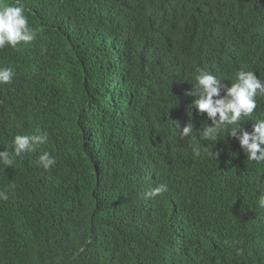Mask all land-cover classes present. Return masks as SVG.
<instances>
[{
	"label": "trees",
	"instance_id": "obj_1",
	"mask_svg": "<svg viewBox=\"0 0 264 264\" xmlns=\"http://www.w3.org/2000/svg\"><path fill=\"white\" fill-rule=\"evenodd\" d=\"M22 2L37 39L0 49V151L48 141L0 164V264H264V162L226 133L201 157L179 138L188 108L198 139L206 121L197 70L264 79V0Z\"/></svg>",
	"mask_w": 264,
	"mask_h": 264
},
{
	"label": "clouds",
	"instance_id": "obj_2",
	"mask_svg": "<svg viewBox=\"0 0 264 264\" xmlns=\"http://www.w3.org/2000/svg\"><path fill=\"white\" fill-rule=\"evenodd\" d=\"M36 39L37 30L30 25L22 0L0 7V49H16L22 43L31 45ZM197 71L194 90L186 94L195 98L194 107L200 114L206 113V121L198 139L192 122L193 113L191 107L188 108L189 122L182 131L179 130V138L188 140L194 157H201L204 148L202 141L215 145L219 139L231 136L239 142L247 161L264 162V117L252 119L255 124L251 131L243 127L244 122L249 120L247 118L251 117L258 107L257 97H264V79L258 78L253 71H239L235 74V82L229 87L217 76L203 70ZM15 76L16 72L11 67H0V84H11ZM47 141L46 131L38 130L33 135H16L10 147L13 150L0 151V164L6 168L12 167L14 157L36 152ZM219 154L211 153L216 159ZM55 164V157L48 152L38 157V165L45 170L51 169ZM168 190L167 184L160 183L151 191L143 193V196L146 199L153 198ZM8 199V191L0 190V200ZM257 204L264 208V195L258 199Z\"/></svg>",
	"mask_w": 264,
	"mask_h": 264
},
{
	"label": "water",
	"instance_id": "obj_3",
	"mask_svg": "<svg viewBox=\"0 0 264 264\" xmlns=\"http://www.w3.org/2000/svg\"><path fill=\"white\" fill-rule=\"evenodd\" d=\"M91 240V239H90Z\"/></svg>",
	"mask_w": 264,
	"mask_h": 264
}]
</instances>
